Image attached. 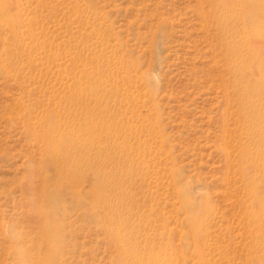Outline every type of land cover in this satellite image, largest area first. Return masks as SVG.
Wrapping results in <instances>:
<instances>
[{
    "label": "rangeland",
    "instance_id": "374dc122",
    "mask_svg": "<svg viewBox=\"0 0 264 264\" xmlns=\"http://www.w3.org/2000/svg\"><path fill=\"white\" fill-rule=\"evenodd\" d=\"M263 82L264 0H0V264H264ZM87 119L119 245L44 190Z\"/></svg>",
    "mask_w": 264,
    "mask_h": 264
},
{
    "label": "bare ground",
    "instance_id": "6f19581e",
    "mask_svg": "<svg viewBox=\"0 0 264 264\" xmlns=\"http://www.w3.org/2000/svg\"><path fill=\"white\" fill-rule=\"evenodd\" d=\"M88 119L84 121V124L82 123L81 125V121H79L78 124L80 126V131L78 132V134H81L82 131L81 128L83 126L85 127V134H83V136H76V138L71 139V141H74L75 148L77 150V152L74 153L73 155H67L62 152L63 146L60 143L61 140L66 142H69L70 140L66 136H62V137L58 136V141L53 140V142L45 138L44 135L43 137L41 136L34 137L46 144V147L48 148V153H47L48 155L46 156L47 158L45 159L44 162L50 166L52 171L55 172L53 183L50 185V187H44V190L47 193L49 191L66 188L69 190L70 194L73 197L74 196L82 197V195H80L81 192L80 188H82V185L84 186V184L87 185V189L90 190L89 192L91 193L90 206L92 207H90V209L97 216L98 225H101L103 229H107L110 232L113 241L119 245L122 240L121 238L122 231L121 230L119 231V229L114 230L111 227L112 225H114L113 223L115 221L118 222L120 220V216L115 215L114 217L113 215H108L107 211L109 207L110 209L112 208V205L108 204L109 202L105 200V193H103V188L100 185H98L97 184L98 181H96V178H98L97 173H94V171L92 170L93 165L91 163L92 161L89 156V153L93 148L94 139L92 138V135H94V131L88 128L89 127L87 123ZM29 130L30 133L32 134L37 133L36 129H34L33 127L29 128ZM44 202L47 203V201L44 200V198L42 199L40 197H37L34 200V213L37 215V218L39 217L40 219L39 221L41 223V227L43 231L47 233L48 238H51L52 236L57 235L60 226L57 227L54 224L50 225L48 223L50 222L49 220L50 217L48 219V216H50L51 214H49L46 205H43ZM85 206H87V202L85 203ZM87 211L89 210L86 209V212ZM56 222L61 223V221L58 220ZM12 235H14V233ZM15 236L16 235L12 236L13 237L12 239H14ZM56 248L48 257L49 261L52 264L58 263L56 254L61 252L59 248L58 250H56ZM19 250L17 252H19ZM124 251L126 252V248H124ZM19 254H24V253L20 252ZM19 254L18 256H20ZM20 257L21 258L19 259L20 261L19 264H26L27 261L25 262L24 257L22 256Z\"/></svg>",
    "mask_w": 264,
    "mask_h": 264
}]
</instances>
